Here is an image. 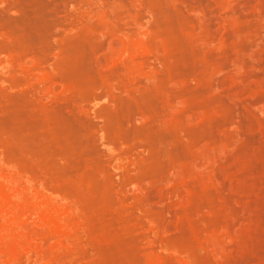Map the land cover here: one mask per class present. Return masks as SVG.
Masks as SVG:
<instances>
[{"label":"rangeland","instance_id":"obj_1","mask_svg":"<svg viewBox=\"0 0 264 264\" xmlns=\"http://www.w3.org/2000/svg\"><path fill=\"white\" fill-rule=\"evenodd\" d=\"M0 264H264V0H0Z\"/></svg>","mask_w":264,"mask_h":264},{"label":"bare ground","instance_id":"obj_2","mask_svg":"<svg viewBox=\"0 0 264 264\" xmlns=\"http://www.w3.org/2000/svg\"><path fill=\"white\" fill-rule=\"evenodd\" d=\"M3 197H4V196H3ZM4 198H5V197H4ZM2 199H3V198H2ZM5 199H6V198H5ZM6 200H7V199H6ZM2 201H3V200H2ZM31 207H32V206H30V209H31ZM25 209H28L27 206L25 207ZM30 209H29V210H30ZM32 209H33V208H32ZM45 216H46V215H45ZM45 218H46L47 220H46ZM45 218H44L45 220L43 219L44 221H47V222L49 221V222H51L53 225H55V226H57V227H59V228H64V225H63L60 221L58 222L54 216H50V215H49L48 217H45Z\"/></svg>","mask_w":264,"mask_h":264}]
</instances>
